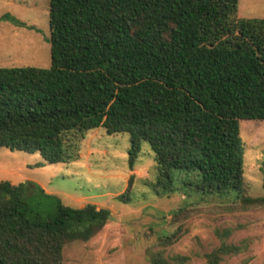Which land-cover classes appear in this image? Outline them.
<instances>
[{
	"label": "trees",
	"instance_id": "obj_1",
	"mask_svg": "<svg viewBox=\"0 0 264 264\" xmlns=\"http://www.w3.org/2000/svg\"><path fill=\"white\" fill-rule=\"evenodd\" d=\"M237 4L48 0L50 65L0 66V147L68 163L86 131L101 126L129 134L131 170L148 142L157 194L264 207V196L247 193L239 133V120L264 119V18L237 17ZM109 219L94 203L73 207L29 182L0 181V264H62L66 243L87 241ZM228 235L203 254L205 264L246 249ZM178 237L159 236L149 264H184L165 255Z\"/></svg>",
	"mask_w": 264,
	"mask_h": 264
},
{
	"label": "rangeland",
	"instance_id": "obj_2",
	"mask_svg": "<svg viewBox=\"0 0 264 264\" xmlns=\"http://www.w3.org/2000/svg\"><path fill=\"white\" fill-rule=\"evenodd\" d=\"M10 16L25 23L17 25ZM237 17L264 18V0H238ZM29 26H32L30 28ZM48 0H0V66L50 65ZM243 176L250 196H264V119L239 120ZM129 134L106 133L101 126L86 131L78 156L68 163H47L38 152L0 147V181L29 182L69 206L94 203L109 211L103 229L87 241H71L62 249V264H149L160 250L158 237L177 231L165 255L187 257L184 264H205L203 254L220 242L245 240L246 249L226 256L222 264H264V207H243L219 197L157 194L154 154L143 141L132 170ZM132 176L127 197L119 198ZM180 207L176 214L173 210Z\"/></svg>",
	"mask_w": 264,
	"mask_h": 264
}]
</instances>
